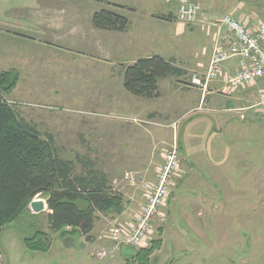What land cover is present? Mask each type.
Returning <instances> with one entry per match:
<instances>
[{
    "label": "rangeland",
    "instance_id": "374dc122",
    "mask_svg": "<svg viewBox=\"0 0 264 264\" xmlns=\"http://www.w3.org/2000/svg\"><path fill=\"white\" fill-rule=\"evenodd\" d=\"M61 2L71 5L70 12H78L80 24L88 29L95 11L107 6L121 14H132V4L164 10L156 9L164 19L142 22L124 35L114 32L108 46L104 40L112 57L98 50L93 36L90 45L74 46L71 60L62 64L69 68L63 85L56 79L48 87L42 76L36 80L25 55V61L17 57L5 63L23 61L24 66L22 78L18 72L17 85L5 95L10 104L43 135L54 134L59 154L76 162V173L82 172L77 158L88 157L91 166L109 176L111 192L122 202L119 209L96 212L92 239L86 241L80 232L52 231L46 198L36 197L46 201V208L36 213L29 204L25 214L4 227L0 264H264L262 83L224 90L227 74L238 68V62L232 68L237 59H229L214 80H223L224 85L217 87L214 81L208 85L214 83L215 94L226 99L219 97L213 104L203 99L197 107L186 91L194 86V76L205 77L222 41L223 48L228 47L222 39L228 36L221 24L224 15L241 6L264 18V0H0V7L27 3L41 8ZM189 6L194 8H185L186 15L192 17H184L182 8ZM246 21L248 25L264 22L249 17ZM79 49L86 56L101 51L110 57L85 58ZM154 53L188 69L189 75L163 80V95L155 101L130 97L120 87V68ZM175 85L182 88L176 92ZM174 150L178 165L167 173V195L154 211L145 238L137 245H116L113 229L123 225L129 234L136 225L149 205L147 184L156 185L166 156ZM33 224L48 234V252L25 246V239L36 233Z\"/></svg>",
    "mask_w": 264,
    "mask_h": 264
},
{
    "label": "trees",
    "instance_id": "16d2710c",
    "mask_svg": "<svg viewBox=\"0 0 264 264\" xmlns=\"http://www.w3.org/2000/svg\"><path fill=\"white\" fill-rule=\"evenodd\" d=\"M92 25L97 30L124 33L131 24L127 16L103 8L93 14ZM185 73L184 68L159 54L142 57L124 66V89L136 97L156 99L160 97L161 79L182 77ZM18 80L15 69L0 74V235L5 226L27 212V206L36 197L42 196L50 210L48 225L52 231L80 232L89 241L97 221L96 212L119 209L122 199L111 192L109 176L91 166L88 157L77 158L82 172L76 173V162L61 157L54 135H43L36 124L10 104L5 95ZM36 225L33 224L35 235L27 237L24 244L29 250L48 252L49 236ZM138 256L147 259L144 254Z\"/></svg>",
    "mask_w": 264,
    "mask_h": 264
},
{
    "label": "crops",
    "instance_id": "0c3cea01",
    "mask_svg": "<svg viewBox=\"0 0 264 264\" xmlns=\"http://www.w3.org/2000/svg\"><path fill=\"white\" fill-rule=\"evenodd\" d=\"M27 5L29 4L26 3L25 6L24 5L7 6V4H2V6L0 7V72L8 70V68H13L20 73V78H22L21 70L22 67H24L23 61L26 60V59L24 60L23 57V55H25L28 60L30 59L29 60L31 62L30 65L32 66L31 71L33 73V76L36 77V80L42 76L41 79L46 81V86L48 87L53 86V83L56 81V79L59 80L60 82L62 81L61 85H63L64 83L63 81L66 80L64 76L67 75L66 72L69 69L68 67H64L63 65L71 60V52H74V46L76 45L80 46L82 44L90 45V43L92 42V36L95 38V44L98 47V50L102 48L104 51L110 53V56L112 57V51H110L109 47L106 46H108L109 39L113 37L112 35H115L118 32L114 33L111 31L97 30L93 27L92 21H91V28L88 29L85 26H82L80 24V16L78 12H70L71 5H68L67 3L64 2H61L58 6L49 5L41 8L29 7ZM132 5L133 7L130 6V11L132 12V14L123 13V15L128 17L131 25L128 31L121 33L122 35L133 30L135 25H141L142 22L151 23V21H154L155 23L158 20L164 19V17H160V15L157 12V11H164L163 9H160L161 6H158V8H156V5H151V4H148L146 6L145 4H140L139 6H136V4H132ZM106 8L113 10L112 6L111 7L107 6ZM156 9H160V10L156 11ZM229 12H231L235 17L238 18L249 17L254 21H256L257 18H261V20L262 19L264 20V18L260 16V13L258 11L255 10L250 11L247 10L246 8H242L241 6L237 7L236 10H230ZM158 18H162V19H158ZM104 35H107L108 38L103 39L102 37ZM26 40L32 42L31 46L29 47L23 46L22 44L19 43V41L26 42ZM104 40H107L106 46H104ZM83 52L84 51H82L81 49H79L78 51L79 55L85 58L86 57L96 58V59L100 58V60H102L103 58L107 59L110 57L107 53H102L101 51H100V55H89V56H86L84 54L86 52L84 53ZM154 54H158V53H154ZM144 56L148 57L151 55H144ZM17 57H20V60H23L21 61L22 64L13 63L12 66L9 65L7 66V64H5L6 62H9L12 59L16 60ZM141 57H137L135 61ZM234 62H236V64L233 63L232 68L236 69L237 61ZM3 63L4 66H2ZM55 65H58L59 68H56ZM124 66L122 65V67L120 68L121 72L119 74V79H120L119 84L121 89H123L125 93H127L130 97L134 98V96L129 94L124 89V75H123ZM187 70L184 76L189 75L187 73ZM59 76L60 78H58ZM170 78L171 77H167L159 81L160 97L161 95H163L162 81ZM182 78H178L177 80L181 82L183 81ZM222 81L223 80H217L214 82L215 85L219 87L221 86V84L222 86L224 85ZM213 85L214 83H211L210 87L206 91L203 88L197 86H193L191 87L190 90H186L188 93L191 92L193 98L195 99L192 102V104H194L193 106L197 105L198 107L203 99L210 100L212 102L211 104H213L215 100L217 101L219 97L220 99H224L225 96L220 94L218 95L215 94L214 91L215 89ZM177 86L178 85H175L173 87V89L176 90V92L182 88L181 87L177 90L178 88ZM36 87L38 88L39 86ZM54 90L57 91V89ZM50 95L51 93H48V96ZM160 97L156 99H151V100L146 99V100L155 101ZM226 98L227 97H225V99ZM151 117L154 118L153 115ZM190 129L192 130L196 129L195 131L197 132L199 127H196L194 129L191 127ZM183 151L185 152V147H183ZM214 153L215 151H213V154ZM0 258H2V254Z\"/></svg>",
    "mask_w": 264,
    "mask_h": 264
},
{
    "label": "built area",
    "instance_id": "2783aa9c",
    "mask_svg": "<svg viewBox=\"0 0 264 264\" xmlns=\"http://www.w3.org/2000/svg\"><path fill=\"white\" fill-rule=\"evenodd\" d=\"M185 8L194 7L182 8L184 17H192L186 15L188 12ZM190 12H192V9H190ZM246 19L235 17L232 13L224 15L221 24L226 28L228 36H223L222 39L227 40L228 47L223 48L224 41H222L221 50L215 51L205 77L194 76L192 84L206 91L209 88V83L219 78L224 68V61L237 59L238 68L231 74H227L224 90L239 89L241 86L244 87L254 82L257 84L259 82L262 83L259 91L264 116V22L261 21L257 25H248L247 23L249 22ZM176 165H178V154L174 150L166 156L165 169L161 175L159 174L155 182L156 185L147 184L150 189L148 195L149 205L143 210V214L136 225L129 231V234H126L123 225L116 226L113 229L112 237L116 245H137L145 238V233L151 225L154 211L161 205L167 195V173L175 168Z\"/></svg>",
    "mask_w": 264,
    "mask_h": 264
},
{
    "label": "water",
    "instance_id": "95a60500",
    "mask_svg": "<svg viewBox=\"0 0 264 264\" xmlns=\"http://www.w3.org/2000/svg\"><path fill=\"white\" fill-rule=\"evenodd\" d=\"M31 209L38 213L46 208V201L43 199H35L30 203Z\"/></svg>",
    "mask_w": 264,
    "mask_h": 264
}]
</instances>
